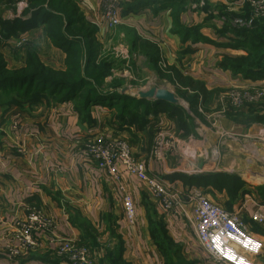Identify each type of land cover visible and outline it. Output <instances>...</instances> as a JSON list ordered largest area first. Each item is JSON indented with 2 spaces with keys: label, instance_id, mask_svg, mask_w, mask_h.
<instances>
[{
  "label": "crops",
  "instance_id": "obj_1",
  "mask_svg": "<svg viewBox=\"0 0 264 264\" xmlns=\"http://www.w3.org/2000/svg\"><path fill=\"white\" fill-rule=\"evenodd\" d=\"M75 1L86 19L97 26L98 40L100 42L108 40L109 29L100 21L103 11L102 0ZM127 1L129 0H120L121 4ZM211 1H221L233 8L241 7L245 3V0ZM198 5L193 3L187 8L182 15L183 23L202 24L205 15L198 11ZM121 19L122 24L136 29L139 35L159 45L163 62L166 61L164 63L175 65L184 74L202 80L208 89L220 91L234 82L249 88L264 86V80L243 79L216 66L221 55L237 50L210 43L188 42L187 45L191 46L193 51L183 54L184 46L179 36L171 32L170 10L154 14L151 9H145L139 13L121 16ZM213 20L215 25H222L221 19ZM210 27L211 25L204 26L201 29L202 33L210 39L226 42L223 37L217 38L215 31ZM24 35L29 37L30 44L37 51L41 50L43 42L49 41L42 28L33 29ZM59 52L65 58V55ZM44 102L32 106L31 117H25L18 132L0 129V264H66L63 258L56 255L55 248L65 238H73L80 242L81 230L71 220L77 216L86 218L103 231L106 215H113L116 220L117 231L123 241V258L126 261L130 264H164L150 235L147 203L163 218L167 230L176 242L185 244L187 249L193 248L192 245L197 242V238L192 224L191 207L188 208L186 215L164 211L147 187L129 174H125V179L134 198L136 221L134 224L127 221L117 184L83 153L87 142L98 134L103 135L101 129L104 127L102 124L105 119L97 116L95 121L89 124L79 119L72 102L54 105ZM215 103L216 98L206 103L209 112H204L200 108L204 117L212 114L211 107ZM47 104L51 106L47 107ZM158 119L163 126L169 128L163 130L166 135L172 133V137L175 135V138H180L178 154L183 149L184 152L179 156L171 154L168 156L167 152L164 155V152L161 158H156L150 152L152 148L150 138L143 131L127 129L131 136L137 139L136 146L146 151L136 155L137 158L148 166L151 173L164 177L183 192L199 190L228 210H241V215L248 224V232L263 244L261 253L253 258L255 264H264V222L258 224L251 220L252 214L256 211L264 215V199L259 198L254 189L255 186L264 184V125L254 123L246 126L233 123L224 114L223 120L230 126L224 127L218 118L214 119L216 123L212 122L213 128H208L204 125L205 122L195 118V130L199 135L196 139L193 135L183 137V132L176 122L165 114L159 115ZM253 125L261 127L253 128ZM200 127L204 129L200 130ZM230 127L239 131L249 130V135L255 137L249 141L247 156L244 152L246 149L235 147L228 141L227 138L233 134ZM258 137L262 138V142L257 140ZM18 146H23L25 153H21ZM132 148L135 152V146ZM209 151L213 155L210 156ZM188 152L193 153L194 157L187 156ZM200 156L203 160L198 158ZM202 161L205 163L198 166ZM214 172L237 174L247 183L245 191L243 189L239 196L230 202L226 192H218L212 188L207 191L195 186L189 188L181 181L184 174ZM35 211L52 218L55 227L37 233L38 244L26 257L10 258L8 248L16 244L13 234L17 223L27 219L29 214ZM114 239L116 242L113 246L110 245L113 255L120 242L118 238Z\"/></svg>",
  "mask_w": 264,
  "mask_h": 264
},
{
  "label": "trees",
  "instance_id": "obj_2",
  "mask_svg": "<svg viewBox=\"0 0 264 264\" xmlns=\"http://www.w3.org/2000/svg\"><path fill=\"white\" fill-rule=\"evenodd\" d=\"M20 1L26 2L21 16L12 20L0 18V91H14L21 96L20 102L26 101L29 104H38L45 99L55 103L73 101L79 119L89 124L96 119L93 115V106L116 108L118 114L115 121L122 128L130 130L135 127L138 131L146 132L150 139L152 136L155 138L161 128L155 132L152 125L148 132V127L151 122L160 121L159 115L165 114L176 122L183 132V137L193 135L199 138L195 130V118L203 120L204 114L200 108L204 112L210 111L206 103L215 99L218 89H208L202 80L184 74L175 65L164 63L159 45L129 27L132 49L148 59L162 80L175 86L176 92L189 102L192 114L176 104L139 99L124 93L122 90L125 88V79L112 77V54L101 53L102 46L97 38V26L86 19L75 0H0V6L15 9ZM193 3L199 4L200 0H129L120 5V15L127 16L145 9H151L154 14L170 10L171 32L179 36L184 46L183 54L193 51L191 46L187 45L188 42L191 44L203 42L233 50H244L243 55L223 54L216 66L243 79L264 80V17L254 19L251 25L239 26L232 24L228 19L211 14L202 24L186 25L182 21V15ZM244 7L250 10V0H245ZM214 18L222 19L221 26L212 24L211 27L217 38L223 37L226 42L210 39L201 31L203 26ZM36 28H42L50 42L65 53L63 69H54L46 65L31 44H27L25 48L24 63L21 67L12 69L8 66L2 47H10V40ZM109 77L111 79L108 81ZM233 107L227 104L226 115L236 123L246 126L254 123L264 125V102L246 104L241 106L242 108L235 107L237 109ZM181 181L189 188L195 186L207 191L212 188L218 192H226L230 202L247 186L237 174L218 172L184 174ZM254 189L263 200L264 184L257 185ZM147 206L152 241H155L153 243L157 245L158 251L160 249L164 264H176L174 258L178 252H173L170 247L178 243L169 236L163 218L148 203ZM104 219L106 221L104 232L120 240L115 264H130L123 258V241L118 234L114 216L106 215ZM71 221L81 230V243H97L99 228L95 224L80 216Z\"/></svg>",
  "mask_w": 264,
  "mask_h": 264
},
{
  "label": "built area",
  "instance_id": "obj_3",
  "mask_svg": "<svg viewBox=\"0 0 264 264\" xmlns=\"http://www.w3.org/2000/svg\"><path fill=\"white\" fill-rule=\"evenodd\" d=\"M250 4L259 14L264 15V0H250ZM120 5V0H102L100 21L105 28L112 29L122 23ZM28 41V37L23 34L17 40V46H22ZM230 97L232 105L240 107L244 101L264 99V88L251 92H232ZM10 129L12 132H18L21 129L20 122H13ZM161 134V131L157 134L154 138L155 145L153 143L152 146V154L156 158H161L163 154V144L158 142ZM18 147L21 153H25L23 146ZM83 153L117 184L124 214L130 224L136 221V207L125 174L134 176L146 186L164 211L186 215L191 207L192 224L198 244L216 263L255 264L253 258L261 253L263 244L248 232V224L244 221L241 210H228L199 190L185 193L164 177L151 173L148 166L135 157L126 140H111L98 134L87 142ZM251 220L262 224L264 215L256 211ZM54 227L52 218L44 216L40 211L32 212L27 219L17 223L13 234L16 244L8 248L9 257H26L38 244L37 233ZM55 253L63 258L66 264H94L91 249L73 238L62 239L57 244Z\"/></svg>",
  "mask_w": 264,
  "mask_h": 264
},
{
  "label": "rangeland",
  "instance_id": "obj_4",
  "mask_svg": "<svg viewBox=\"0 0 264 264\" xmlns=\"http://www.w3.org/2000/svg\"><path fill=\"white\" fill-rule=\"evenodd\" d=\"M245 4V3H244ZM26 7V2L20 1L16 4L15 9L9 8L7 6H0V18L6 20H12L16 17L21 16V13L23 9ZM244 5L241 7H236L233 8L230 5H227L224 2L221 1H211V0H200V3L198 5V11L202 12L205 16L203 21L207 20L211 14L216 15L217 17L220 18H225L230 20L232 24L235 25H251L256 18L264 17V15L259 14L256 9L250 4V10H246ZM243 11V12H242ZM247 11V13H246ZM243 15H247L246 17ZM214 20L212 19L207 25L204 26H210L212 24L215 25L213 22ZM221 22L223 23L222 19ZM203 26V28H204ZM130 26L126 24H120L112 29H109L107 32L108 35V40L101 42L102 46V52L110 53L112 54V77H119V78H124L125 79V89L126 93L128 94H133L134 92H137L138 90L144 89V88H149V87H168L169 89L173 90L179 97H181L177 92L175 86L165 80H162L159 77V74L157 71L152 67V64L148 61V59L142 55L141 53H138L132 49L131 45V34L130 32ZM211 28V27H210ZM26 36V35H25ZM28 37V36H27ZM18 38H13L10 40L9 43L10 47H2V53L7 61V64L10 68L15 69L19 68L23 65L24 63V57H25V48L27 44L29 45V41L25 43L22 46H17V40ZM29 39V37H28ZM49 40V39H48ZM42 48L38 52V55L40 59L48 66L54 68V69H63L65 65V58L62 56V54L59 52L61 51L64 55L65 53L55 47L50 40L43 42L42 43ZM100 46V47H101ZM59 50V51H58ZM225 54L229 55H243L245 54L244 50H237V52H228ZM223 55H221L218 59L217 62L222 58ZM163 61V59H162ZM166 62V61H164ZM111 77L107 78L109 81ZM258 88H264V86L261 87H254V88H249L247 86H242L239 85L238 83L234 82L227 86L226 88H222L223 90H220L219 93L215 96L216 98V103L213 107H211L210 115H206L203 120L205 122V126L208 128H213V124L216 123L214 121L220 118L221 124L226 127L230 126L228 123L226 124L224 122V114H226V109H227V104L229 103L232 105L231 97L230 94L232 92H251L253 90H256ZM124 89V88H123ZM46 100V101H45ZM43 101L50 103L52 105L55 104V102L50 101L45 99ZM185 100V99H184ZM22 101L21 96L18 94L14 93V91H0V129H4L7 131H10L11 125L13 122L18 121L20 122V125L24 123L25 117L30 118L32 113L30 111L31 108H33V105L36 104H29V102ZM41 101V103L43 102ZM44 102V103H45ZM72 102L73 101H69ZM186 102L189 103L188 101H181L184 106H186ZM258 102H264V99H257L253 101H244V103L241 105L242 107L245 106L246 104H252V103H258ZM38 103V104H41ZM218 103V104H217ZM48 105V104H47ZM74 105V103H73ZM51 105H48L49 107ZM240 106V108H242ZM229 107V106H228ZM231 107H229L230 109ZM235 108V106L233 107ZM238 108V107H237ZM235 108V109H237ZM99 109H103L102 111ZM93 115L95 117L100 116L101 118L105 119L101 129V133H103L105 138L111 139V140H126L131 148L132 146H135V157L137 158L136 155H141V153H146V151L142 150L141 148L137 147V139L135 136H131V132L128 131L125 128H122L118 122L115 121V117L117 116L118 112L116 111V108L110 109L109 107L106 106H100L96 105L93 106ZM192 114V112H191ZM204 116V115H203ZM206 118V119H205ZM231 119V118H230ZM206 120V121H205ZM233 120V123H236ZM200 121V120H199ZM214 121V123H212ZM158 122L160 125H158ZM154 126L153 131L155 132L158 130L160 127L161 129V136L158 138V142L163 144V153L166 155V152L168 153L167 155L171 156L177 155L179 156L181 153L184 152V149L180 151L179 153V141L178 139L180 138H175V135L172 137V133H167L169 134L166 135L163 130L167 129L166 126H163L160 121L156 120L155 122H151V125L148 127L147 131L151 129V126ZM263 125V124H262ZM22 126V125H21ZM203 126V124H202ZM255 127H261L260 125ZM135 131H138L135 127H133ZM252 128V129H253ZM200 130L204 129L202 127L199 128ZM232 129V135L231 137H228V141L235 147H243L246 149L245 155L247 156L248 148L249 146V141L255 139V137H252L249 135V130L244 131L239 129H235L234 127ZM260 129V128H259ZM158 131V132H159ZM207 131V130H205ZM141 132V131H138ZM144 132V131H143ZM246 132V133H245ZM255 132H259V130H255ZM144 134L148 135L146 132ZM159 134V133H158ZM248 136H246V135ZM127 135V136H126ZM193 137V136H192ZM175 138V140H174ZM259 138V139H258ZM257 140L259 142H262V138L258 137ZM191 138H188V140ZM194 139V138H193ZM197 139V138H196ZM175 142H172V141ZM261 140V141H260ZM247 141V142H246ZM156 140H154L153 136L150 139V145L153 146V143L155 145ZM264 142V141H263ZM135 144V145H134ZM182 148H183V143H182ZM187 147V149H189ZM133 149V148H132ZM134 151V150H133ZM151 154H152V148H151ZM209 155H213L211 151H209ZM152 156V155H151ZM187 156L194 157V154H189L187 153ZM199 156V155H198ZM153 157V156H152ZM201 158L200 160H203V157H198ZM139 159V158H137ZM154 159V158H153ZM194 159V158H193ZM140 160V159H139ZM205 163V161H202L201 163L198 164V166H201ZM247 164V163H245ZM208 165V162H207ZM207 167V166H206ZM208 168V167H207ZM154 170V169H153ZM209 172V171H208ZM190 229V228H189ZM191 230V229H190ZM194 232V231H193ZM195 236L196 233L194 232ZM119 236V235H118ZM170 237L171 234L169 235ZM162 237V233H161ZM113 236H109V233L100 231L99 230V235H97V243L93 244V242H88V243H81L82 245H85L89 249H91V252L93 253L94 256V264H101L103 260V264H115V259L117 258V253L118 249H115V253L111 252L112 250L110 249V245L113 246L114 242H116ZM172 240H174L172 238ZM175 241V240H174ZM153 242H155L153 240ZM176 242V241H175ZM178 243L177 245H171V249L173 252H178L177 255H175L174 260L177 261L176 264L180 263H186V264H218L216 263L206 251H204L200 245L198 244V241L192 245V249H187L185 248V244L183 243ZM155 244V243H154ZM156 245V244H155ZM199 246V247H198ZM157 247V245H156ZM158 248V247H157ZM160 251V249H159ZM161 252V251H160ZM163 258V257H162Z\"/></svg>",
  "mask_w": 264,
  "mask_h": 264
},
{
  "label": "water",
  "instance_id": "obj_5",
  "mask_svg": "<svg viewBox=\"0 0 264 264\" xmlns=\"http://www.w3.org/2000/svg\"><path fill=\"white\" fill-rule=\"evenodd\" d=\"M122 92L126 93L124 88ZM134 97L139 99H146L150 101H164L170 104H176L182 106L187 112L191 113L190 104L186 102V106L181 103L185 101L182 97H179L173 90L168 87H149L134 92Z\"/></svg>",
  "mask_w": 264,
  "mask_h": 264
},
{
  "label": "bare ground",
  "instance_id": "obj_6",
  "mask_svg": "<svg viewBox=\"0 0 264 264\" xmlns=\"http://www.w3.org/2000/svg\"><path fill=\"white\" fill-rule=\"evenodd\" d=\"M175 142V141H174Z\"/></svg>",
  "mask_w": 264,
  "mask_h": 264
}]
</instances>
